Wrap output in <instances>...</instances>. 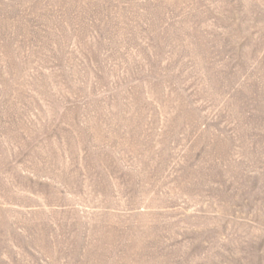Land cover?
Segmentation results:
<instances>
[{"label": "rangeland", "instance_id": "1", "mask_svg": "<svg viewBox=\"0 0 264 264\" xmlns=\"http://www.w3.org/2000/svg\"><path fill=\"white\" fill-rule=\"evenodd\" d=\"M0 264H264V0H0Z\"/></svg>", "mask_w": 264, "mask_h": 264}]
</instances>
